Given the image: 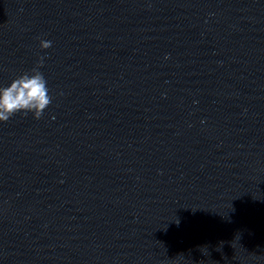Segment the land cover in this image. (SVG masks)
Wrapping results in <instances>:
<instances>
[{"label": "clouds", "instance_id": "clouds-1", "mask_svg": "<svg viewBox=\"0 0 264 264\" xmlns=\"http://www.w3.org/2000/svg\"><path fill=\"white\" fill-rule=\"evenodd\" d=\"M51 45V41H40L42 49H48ZM43 62L44 57H40L30 72H24L7 86L0 87V122H7L17 113H32L34 119L41 118L52 102L47 80L39 70Z\"/></svg>", "mask_w": 264, "mask_h": 264}]
</instances>
